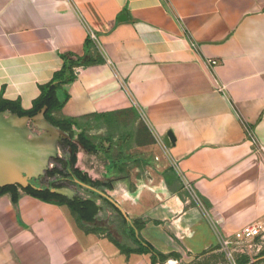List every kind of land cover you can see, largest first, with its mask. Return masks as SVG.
<instances>
[{
  "label": "crops",
  "instance_id": "crops-1",
  "mask_svg": "<svg viewBox=\"0 0 264 264\" xmlns=\"http://www.w3.org/2000/svg\"><path fill=\"white\" fill-rule=\"evenodd\" d=\"M63 55L99 60L76 68L59 112L114 119L97 126L112 130L100 152L77 154L99 182L65 181L82 189L81 218L23 187L1 192L0 264L215 262L226 237L264 221V0H0V99L32 108ZM130 112L145 125L132 153L115 137ZM132 228L175 256L155 260Z\"/></svg>",
  "mask_w": 264,
  "mask_h": 264
},
{
  "label": "trees",
  "instance_id": "trees-1",
  "mask_svg": "<svg viewBox=\"0 0 264 264\" xmlns=\"http://www.w3.org/2000/svg\"><path fill=\"white\" fill-rule=\"evenodd\" d=\"M63 58L64 64L62 69L54 74V77L50 82L40 86L41 94L34 100L32 108L23 109L21 104L17 101L0 99V111L11 110L21 116H33L40 111L41 108L47 106L48 108L45 113L46 118L70 134V138L63 140V143L60 144L63 146L62 149L65 156L55 158L53 160V167L47 171V177L52 178L53 180H51L48 185H45L42 189L32 186L23 187V189L28 193L44 199H57L60 203H66L73 211L78 213V216L81 218V212H83L86 203L79 199L71 200L66 196L52 193L51 188L63 187L66 185L65 181H74L76 179L97 187L99 181L93 180L87 173L83 172L76 166L78 161L77 154L80 150L81 144H84L86 150L94 153H98L102 149L100 144L95 143L94 139L87 135V129L89 124H91L89 119L85 121L84 119L76 117L59 116V112L69 98V93L65 91L64 87L76 79V68L97 63L99 60L91 57L90 55L83 57L77 56L75 59L73 56L63 55ZM101 117L102 115H97L94 118H98L99 120ZM113 168H115L114 165L108 168L106 174L111 173ZM15 187L22 186L18 184L7 185L0 188V193L8 189H14ZM198 196L206 207L213 209L207 198L200 194H198ZM131 237L140 243V250L152 252L155 260L165 262L169 257L175 256V254H164L160 252L144 239H137L133 228L131 229Z\"/></svg>",
  "mask_w": 264,
  "mask_h": 264
},
{
  "label": "water",
  "instance_id": "water-1",
  "mask_svg": "<svg viewBox=\"0 0 264 264\" xmlns=\"http://www.w3.org/2000/svg\"><path fill=\"white\" fill-rule=\"evenodd\" d=\"M47 108L44 106L33 116H21L11 110L0 111V188L15 184L27 187L33 179L43 177L51 160L58 156L60 144L70 138L68 132L46 118ZM30 122L37 130L30 126ZM165 140L168 144L175 141L172 132H168ZM77 182L93 188L79 180ZM51 191L70 199L76 194L69 186L53 187ZM114 203L132 222L125 210Z\"/></svg>",
  "mask_w": 264,
  "mask_h": 264
},
{
  "label": "rangeland",
  "instance_id": "rangeland-1",
  "mask_svg": "<svg viewBox=\"0 0 264 264\" xmlns=\"http://www.w3.org/2000/svg\"><path fill=\"white\" fill-rule=\"evenodd\" d=\"M118 120L117 122H119V128L118 130H115V137L118 141L121 142V139L126 137L127 135L129 139L128 141L129 148H127V150L130 153H132V129L133 127H136V131H135L136 138L137 141H139L140 136L145 134L144 131L145 125H143L142 120H140V118L139 119L132 118L131 112L129 114H121ZM111 121H114V119L111 118L107 120L104 119L98 120L95 118L90 119L91 124H89V127L87 129V135L90 138L94 139L95 141H97L102 136L104 137L110 136V132L112 131L110 128H107L108 130L106 131L105 129L100 130L99 128H97V126L102 124L110 125ZM30 126L34 130H37L36 126L32 122H30ZM117 151L118 150L115 149L114 152L115 156L117 155ZM137 154L141 155L144 154V152L138 151ZM60 156H65V153L61 148V146H59V152L57 157ZM54 159L55 158L51 160L49 169L53 167ZM38 179H44L42 181L44 185H48V183L51 180H53L52 178L47 177V172L43 177H40ZM71 188H73L75 191L82 190L80 189V187L76 185L75 187H71ZM195 199L200 204V199L197 196H195ZM215 258L217 260L215 262H209L207 259H204L203 261H201L200 264H260V262L264 260V234L255 237L249 241H239L235 238H232L231 243L228 245L225 244L223 251L220 252ZM170 264H178V263L171 262Z\"/></svg>",
  "mask_w": 264,
  "mask_h": 264
},
{
  "label": "built area",
  "instance_id": "built-area-1",
  "mask_svg": "<svg viewBox=\"0 0 264 264\" xmlns=\"http://www.w3.org/2000/svg\"><path fill=\"white\" fill-rule=\"evenodd\" d=\"M92 37L95 38V35L92 34ZM210 62L215 65L218 63V60L216 59H211ZM250 136H252V133L250 130H248ZM256 150L260 152L262 155H264V145L263 144H257ZM264 233V221L258 220L255 222L247 223L237 229L234 233L233 236L230 238H226L224 240L225 244H230L232 238H235L239 241H249L252 240L255 237H258Z\"/></svg>",
  "mask_w": 264,
  "mask_h": 264
},
{
  "label": "flooded vegetation",
  "instance_id": "flooded-vegetation-1",
  "mask_svg": "<svg viewBox=\"0 0 264 264\" xmlns=\"http://www.w3.org/2000/svg\"><path fill=\"white\" fill-rule=\"evenodd\" d=\"M68 139V138H67ZM65 140V139H64ZM61 146V148L63 147L62 145H60ZM44 179H33L32 181H31V183L29 184V186H32V187H37L38 189H42L45 185H44V183H42V181H43ZM69 185L71 186V187H75V184H73V183H69ZM77 186V185H76Z\"/></svg>",
  "mask_w": 264,
  "mask_h": 264
}]
</instances>
